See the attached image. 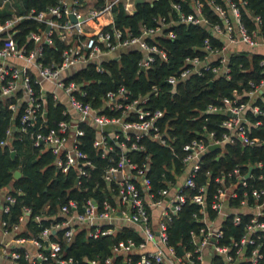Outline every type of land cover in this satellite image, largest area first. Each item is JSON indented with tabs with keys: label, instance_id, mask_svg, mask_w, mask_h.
<instances>
[{
	"label": "built area",
	"instance_id": "2783aa9c",
	"mask_svg": "<svg viewBox=\"0 0 264 264\" xmlns=\"http://www.w3.org/2000/svg\"><path fill=\"white\" fill-rule=\"evenodd\" d=\"M6 1L9 0H2L1 4ZM97 1L57 0L42 10L30 9L22 15L12 13L0 21V106L9 110L12 118L17 115L16 125L13 123L5 130L0 145L9 144L13 129L27 132L33 146L51 152L57 169L75 171L77 183L80 176L86 175L87 168L93 167L87 153L79 147L78 137L84 131L81 124H86L95 129L92 146L99 149L102 156L109 155L111 161L102 174L110 199L97 201L88 197L80 204L68 200L59 207L58 215L62 218L33 235L20 234L25 230L29 207H22L16 222L8 223L1 218L14 201L8 190L2 191L0 231L8 239L0 246V258L8 264H21V259L30 264H111L114 256L120 255L122 264H204L206 259L210 264L212 256L216 255L224 264L260 263L264 260V163L261 160L238 162L227 170H220L212 176L215 185L209 194L206 184H197L195 176L201 167L202 155L209 150L216 151L215 157H218L224 154L226 145L264 146V140L253 133L264 117L261 106L264 104V56L258 60L262 75L257 80H247L245 86L233 88L230 95L220 97L217 103H208L201 111L202 114H221L217 123L220 130H207L184 143L178 156L182 167L174 176L175 181L163 180V186L154 188L147 175L148 155L137 163L128 152L143 150L139 140L144 136L168 145L165 130L158 124L162 110L147 104L148 93H155L157 87L152 85L148 93L132 97L120 85L106 90L101 104L92 106L81 99L86 92L82 83L71 76L87 63L101 71L103 60L117 59L126 48L141 52L137 65L143 70L156 60L166 61V50L147 38L174 36L169 27L176 21L208 23L201 12L203 1L190 0L192 11L186 14L180 10L178 2H172L176 21L165 15L156 16L154 25L142 26L138 34L114 27L111 14L112 5L119 1L127 13H134V0H103L101 4ZM205 1L219 18V22L209 24L208 32L220 40L221 45H211L205 38L201 46L193 48L194 52L183 57L181 64L166 75L165 81L171 86L191 74L200 75L205 71L214 77L228 78L232 52L244 51L248 57L264 55V31L259 26L250 30L246 27L238 2ZM24 18L33 20L36 26L27 30L19 41L15 33L17 24ZM253 19L260 23L257 15ZM54 39L61 41L64 47L57 60L52 55L45 59L43 47L51 46ZM48 95L64 105L62 113L67 115L52 127L45 122ZM210 144L217 147L209 149ZM211 174L210 170L204 172L207 180ZM187 201L197 205L192 216L200 224L189 230L192 247L179 246L177 252L168 243L167 227ZM153 207L159 208L154 220ZM42 218L45 215L32 217L36 222ZM226 219L238 228L237 234L225 236ZM130 225L140 240L119 239L112 245L110 254L103 258L83 257L77 261L64 255L62 244L68 245L80 226L84 227L86 237L96 238ZM57 230H61L60 236L49 239ZM132 255L137 257L133 259Z\"/></svg>",
	"mask_w": 264,
	"mask_h": 264
},
{
	"label": "trees",
	"instance_id": "16d2710c",
	"mask_svg": "<svg viewBox=\"0 0 264 264\" xmlns=\"http://www.w3.org/2000/svg\"><path fill=\"white\" fill-rule=\"evenodd\" d=\"M203 1L201 12L208 20L205 24H192L178 22L177 14L171 8L172 2H178L180 10L186 14L192 11L190 0H151L135 4V12L127 13L122 2H117L111 7V14L114 27L131 34H138L142 26L151 27L154 25V17L165 15L166 18H173L176 22L169 29L174 33L172 37L156 35L154 38H147L149 42H156L167 52L166 61H154L148 68L140 70L137 65L141 52L135 48L123 49L117 59L109 58L101 62V71H96L92 63H87L78 69L71 78L82 83L85 96L81 99L88 101L92 106H99L102 102V95L108 89H115L123 86L130 95L148 93L151 86L155 85V93H148V106L162 110V116L158 119L160 128L165 131L164 136L168 145L161 144L156 139L144 136L139 140L143 150L128 152L132 160L140 163L144 156L148 155V170L152 186L154 188L163 186V180L175 181V175L180 173L182 164L178 156L182 153V145L194 137H198L207 130L215 129L218 132L217 123L222 117L219 113H201L208 103H217L222 96L230 95L233 88H240L246 85L247 80H257L261 75V67L258 60L264 56L252 54L249 57L246 52H232L229 55V76L214 77L208 71L200 75L191 74L183 80H179L171 86L165 81L166 75L173 72L180 64L183 57L194 52L203 44L205 38L211 45L219 46L221 41L212 37L208 32L210 23L219 22V18L210 8V5ZM239 3L240 16L246 27L254 29L259 26L264 31V0H235ZM0 0V21L9 17L12 13L17 15L26 14L30 9L42 10L53 5L57 0H9L2 3ZM103 0H98L101 4ZM242 2V3H241ZM260 18V23H255L253 16ZM36 23L24 18L17 24L18 31L15 37L22 41L24 33L34 29ZM107 25L106 27H108ZM64 44L54 39L51 46L44 45L45 59L49 55L57 60L59 52ZM211 81V84L208 82ZM264 95V93H263ZM264 108V104L261 105ZM64 105L54 102L48 95L46 99L45 122L48 127L55 126L59 120L66 119L67 115L62 113ZM106 111V110H104ZM113 114L112 111H107ZM14 123H17V115L12 118L11 112L2 105L0 106V140L5 135V130ZM83 134L78 137L79 147L87 153L93 167L87 168V173L79 177L75 183L76 173L73 169L62 172L53 163V155L47 149L40 146H33L27 132L18 130L12 131L9 144L0 145V195L2 188L10 185L8 192L14 197L9 204L8 211L1 214V218L8 223L16 222L22 212V207L27 206L30 212L26 218L25 230L22 235H33L43 226L50 222L59 221L62 217L58 215L59 207L75 200L79 204L86 198L91 197L97 201L102 198H109L107 183L102 174L104 168L111 163L109 155L102 156L99 149H95L91 142L95 135V129L86 124H81ZM253 133L264 140V117L262 124L253 129ZM110 141V140H109ZM13 150V155L10 151ZM113 154L114 153H110ZM216 151L209 150L201 158V167L197 171L195 181L197 184H206L207 194L214 189L215 183L212 176L220 170H227L235 163L254 162L261 160L264 163V146L256 148L242 147L238 144L225 146L224 154L215 157ZM116 157V155H115ZM19 170L20 175L13 177V171ZM205 170L212 172L207 180ZM110 199V198H109ZM197 205L187 201L182 205L177 217L167 227L168 243L174 246L179 252V246L185 249L192 247L190 243L189 230L196 229L200 222L192 216ZM208 210V209H207ZM35 214L45 215L39 222L32 219ZM212 215V213H211ZM225 236L237 234L238 228L232 226L229 219L224 220ZM61 230L49 235V239L60 236ZM132 238L135 242L140 240L138 234L132 227L122 226L114 233L89 238L85 236L84 227L80 226L74 233L73 240L68 244H62L65 256H71L77 261L83 257L103 258L110 254V249L119 239ZM137 256L132 255L135 259ZM132 259V263L134 260ZM21 264H30L20 260ZM35 264H44L36 262ZM111 264H122L120 255L113 258ZM210 264H224L218 256H212ZM243 264H250L244 262ZM258 264H264V260Z\"/></svg>",
	"mask_w": 264,
	"mask_h": 264
},
{
	"label": "crops",
	"instance_id": "0c3cea01",
	"mask_svg": "<svg viewBox=\"0 0 264 264\" xmlns=\"http://www.w3.org/2000/svg\"><path fill=\"white\" fill-rule=\"evenodd\" d=\"M89 1H93V0H89ZM10 188V185H7L6 187L2 188V191L4 192L5 190H8ZM158 207H153L151 208V216L153 218V220L158 216ZM118 220V219H117ZM131 227H133V225H130ZM8 239L7 235L2 234V232L0 231V246L1 244L6 241ZM0 264H8L7 262H4L1 258H0ZM204 264H209L207 259L204 261Z\"/></svg>",
	"mask_w": 264,
	"mask_h": 264
},
{
	"label": "water",
	"instance_id": "95a60500",
	"mask_svg": "<svg viewBox=\"0 0 264 264\" xmlns=\"http://www.w3.org/2000/svg\"><path fill=\"white\" fill-rule=\"evenodd\" d=\"M142 1L143 0H134L133 3L136 4V3L142 2ZM133 12H135V10ZM140 70H143V67L142 66L140 67ZM208 83L211 84V81H209ZM214 147H217V144H210L209 145V149H213ZM13 153H14L13 150H11L10 151V154L13 155ZM19 175H20L19 170H14L13 171V177L14 178L18 177Z\"/></svg>",
	"mask_w": 264,
	"mask_h": 264
}]
</instances>
